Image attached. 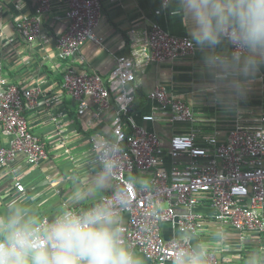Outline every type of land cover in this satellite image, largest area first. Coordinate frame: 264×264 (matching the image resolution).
I'll list each match as a JSON object with an SVG mask.
<instances>
[{"label":"crops","instance_id":"0c3cea01","mask_svg":"<svg viewBox=\"0 0 264 264\" xmlns=\"http://www.w3.org/2000/svg\"><path fill=\"white\" fill-rule=\"evenodd\" d=\"M37 1L0 0V78L20 87L39 88L36 103L24 104L23 115L29 130L40 138L47 152L46 159L38 165L16 158L0 166V216L13 209H26L37 221L42 216L52 219L64 204L77 210L87 209L111 188V179L103 190L94 185V178L104 170L94 161L91 139L111 136L110 121L116 102L111 98L108 108L99 109L88 100V108L79 114L76 100L61 87L62 71L67 67L107 79L115 57L125 54L135 59L131 116L137 125L161 137L164 154L160 167L165 170L174 162H187L186 157L174 160L168 153V139L175 133H193L196 142L202 143L206 136L224 138L236 126L260 125L264 116V67L248 83L244 96L225 93L226 99L221 101L204 88L210 78L203 70L202 53L197 48L176 60L144 63L140 59L141 32L154 23L170 35L191 39L173 4L162 5L161 0L105 1L95 28L100 43L86 41L74 55L60 58L56 38L67 26L65 0H51L35 41L28 42L18 33L17 23L33 17ZM156 87H163L169 97L185 102L193 120L173 124L162 119L144 121V115L158 113V103L148 97ZM8 142L9 137L0 133V146H7ZM13 177L24 185V192L13 188ZM146 179L144 176L137 182ZM81 192L85 193L84 198L75 200ZM196 211L203 218L201 229L191 235L196 252L215 251L223 264H264V231L242 233L216 221V211L206 200ZM161 233L166 239L183 236L170 222L162 223ZM132 253L140 264H153L140 252Z\"/></svg>","mask_w":264,"mask_h":264},{"label":"built area","instance_id":"2783aa9c","mask_svg":"<svg viewBox=\"0 0 264 264\" xmlns=\"http://www.w3.org/2000/svg\"><path fill=\"white\" fill-rule=\"evenodd\" d=\"M105 1L112 0H65L67 26L56 38L60 58L74 55L86 41L100 43L95 28ZM50 2L38 0L33 17L17 23L18 33L26 41L39 37L41 18ZM161 3L167 5L169 0ZM190 41L170 35L154 23L141 32L139 56L144 63L176 60L193 53ZM135 65L132 56L121 54L115 57L107 79L93 72H77L72 67L62 71L61 87L76 100L79 114L88 108V100L99 109L108 108L111 98L117 105L110 121L111 136L91 139L94 161L104 171L106 164L115 162L111 188L88 208L127 192V207L121 209L120 215L122 238L131 252H140L153 264L176 263L181 252L186 258L198 256L203 264H223L215 251L196 252L192 247L191 235L201 229L203 222L196 207L206 200L216 211V221L242 233L264 231V116L259 126H236L224 138L206 136L202 143L196 142L193 133L171 135L167 142L169 155L174 160L186 157L187 162H174L165 170L160 167L164 154L161 137L137 125L131 116ZM38 94V87H20L0 78V133L9 137L7 146H0V166L16 158L28 165H38L46 159L44 144L29 130L23 115L24 104L34 105ZM148 97L158 103V113L144 115V121L162 119L173 124L193 120L189 106L169 97L163 87L154 88ZM144 176L147 179L138 183ZM12 183L16 191L24 192L17 177ZM65 209L86 210L64 204L62 211ZM50 220L42 216L37 228L43 231ZM164 222L172 223L183 236L164 238Z\"/></svg>","mask_w":264,"mask_h":264},{"label":"clouds","instance_id":"9594fccd","mask_svg":"<svg viewBox=\"0 0 264 264\" xmlns=\"http://www.w3.org/2000/svg\"><path fill=\"white\" fill-rule=\"evenodd\" d=\"M169 3L186 23L190 46L202 53V67L210 78L205 90L221 101L226 99L225 93L244 96L248 83L264 67V0ZM114 167L115 162H109L104 173L94 178L97 189L109 187ZM84 195L78 193L74 199ZM127 196V192L117 193L81 212L65 209L43 231L26 209H13L0 216V264H140L122 238L120 212L127 207ZM176 264L201 261L181 252Z\"/></svg>","mask_w":264,"mask_h":264}]
</instances>
